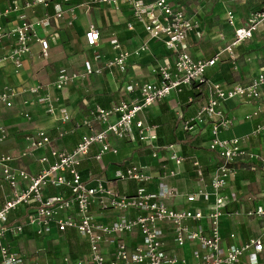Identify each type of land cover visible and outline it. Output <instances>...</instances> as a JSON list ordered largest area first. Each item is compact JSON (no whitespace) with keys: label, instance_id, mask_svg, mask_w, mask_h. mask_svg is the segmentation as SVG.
<instances>
[{"label":"built area","instance_id":"1","mask_svg":"<svg viewBox=\"0 0 264 264\" xmlns=\"http://www.w3.org/2000/svg\"><path fill=\"white\" fill-rule=\"evenodd\" d=\"M120 3L130 6L134 20L145 27L149 37L164 41L175 63L172 67H158L159 82L140 86L141 97L138 101L120 102L112 108L97 106L92 109L91 117L83 120L87 131L71 150L56 149L52 146L53 139L49 131L38 130L23 136L28 148L23 149L18 157L0 155V174L10 196L0 209V264H260V256L264 254V203L255 196H248L247 201L254 204V208L244 212L247 217L262 220L260 237L224 246L221 219L239 214L225 211L230 203L225 190L237 173V165L247 161L260 163L264 172V158L246 149L241 139L227 140L222 137V133L233 125V118L225 113L223 104L234 99L244 103L261 101L264 72L245 85L211 81L208 72L227 53L231 64L237 66L234 49L251 41L254 33L264 26V0L259 9L249 11L243 26L237 25L233 11L227 13V22L233 28L234 36L210 60L192 56L188 35L194 30V21L181 8H175L171 0H89L81 6L89 11L95 4L119 6ZM28 5L45 7L48 0H36ZM77 8L70 7L66 11L72 19H75ZM12 10L0 9V45L11 42V48L0 55V64L9 63L19 70L31 51L32 40L35 39L41 45L43 57L49 55L48 40L40 39L36 30L50 25L52 17L45 15L34 21L22 19L19 26L8 29L2 19ZM64 14L65 11L59 8L55 17L61 18ZM129 27L133 29L134 26L130 24ZM85 39L89 46L94 47L100 41V33L96 28H91L86 32ZM113 45L120 49L118 41H113ZM147 48V45L142 46L133 54L139 55ZM130 55L120 51L118 56L107 62L106 67H118L124 72ZM84 69V72L79 73L63 69L54 87L62 91L80 78L102 73L101 68L93 69L90 61L85 62ZM181 87L207 91V104L183 127L194 137L209 129L211 139L207 149L221 159L210 183L200 184L197 192L185 196V201L193 206L182 209L171 206L167 199L178 196L174 188L162 177L157 190L148 189L153 176L146 167L134 163L118 168L113 178L114 181H135L143 185L133 194L120 192L117 187L101 179L90 182L84 178L81 166L93 147L96 148L94 158L98 162L107 153L118 154V149L112 148L109 143L110 135L124 141L138 139L145 149L150 150V158H159L156 127L145 124L138 116ZM45 92L43 85H30L20 90L5 86L0 88V105L13 108L14 97L33 94L35 100H25L24 105L31 106L39 102L48 105L54 113L50 95ZM114 117L116 120L112 123ZM26 118H30L29 113ZM69 120L70 114L65 112L61 121ZM97 124L103 129L97 131ZM8 137V127L0 124V145ZM38 150L48 151L47 155L39 159L44 168L38 173L32 174L12 166L18 158L32 157ZM172 160L176 167H180L185 158L173 154ZM193 167L198 171L200 182H204L200 162H194ZM177 175V169L169 171V176ZM19 209L24 211L23 219L18 220L12 228L9 226L10 216ZM27 227L43 238L50 237L54 231L66 233L73 230L86 240L88 251L81 257L68 254L60 260L47 263L32 261L14 250L6 239L9 232L19 235ZM231 238H238V234L233 233Z\"/></svg>","mask_w":264,"mask_h":264},{"label":"crops","instance_id":"2","mask_svg":"<svg viewBox=\"0 0 264 264\" xmlns=\"http://www.w3.org/2000/svg\"><path fill=\"white\" fill-rule=\"evenodd\" d=\"M36 0H0V9L5 11L13 8L4 16L3 25L8 29L19 26L22 19L34 21L45 15L52 17L50 25L38 28L36 34L40 39L49 42V55L42 56L39 42L32 40L31 51L24 59L22 67L17 70L12 64H0V88L9 86L20 90L30 85L45 86V93L50 95L51 106L35 102L31 106L24 105L25 100H35L33 94H21L14 97L13 108L0 105V124L8 127L9 137L0 145V155L18 157L28 145L23 136L38 130L49 131L53 143L58 150H71L87 131L83 120L90 118V111L97 106L112 108L120 102L138 101L141 97L140 86L146 83H158L160 80L158 67H172L175 59L167 49L164 41L152 39L142 24L137 23L129 5L120 3L119 6L95 4L86 11L81 4L89 0H48V5L29 6ZM175 8H181L186 16L194 21V30L189 33V51L193 57L210 60L230 42L234 36L233 28L227 22V13L233 11L237 25L243 26L251 9H259L263 0H171ZM75 19L66 12L70 7H77ZM59 8L65 11L61 18L55 15ZM133 24V29L129 26ZM91 28L100 33V41L91 47L85 39V34ZM264 31L260 27L251 41L234 49L237 56V66L230 62V56L223 54L221 61L208 72L211 81L223 84H249L251 80L264 72V53L260 50L258 40ZM118 41L120 49H116L113 41ZM147 45V50L139 55L133 54L137 49ZM11 48V42L0 45V55ZM122 51L131 54L123 72L118 67L107 68L106 64ZM263 53V54H262ZM262 58V60H261ZM86 61H90L93 69L101 68L102 73H94L69 84L62 91L54 87L63 69L71 72H84ZM207 91L192 87H181L171 96L156 102L140 113L138 119L145 124L156 127L159 158H150V150L145 149L140 141L119 140L109 136L112 148L118 149V154L107 153L101 161H96V148L93 147L89 157L81 166L84 178L90 182L99 179L117 187V190L133 194L141 184L132 181H114L118 168H124L128 163L147 168L153 176L147 187L157 190L158 183L164 177L178 196L168 198V203L177 208H188L185 196L200 189V184H209L214 172L219 168L221 159L207 149L210 142V130L196 137L184 131V123L193 120L198 112L207 104ZM33 101V100H32ZM225 113L233 118V125L222 133L224 139H241L246 149L264 158V87L262 99L259 102H242L229 100L223 104ZM65 112L70 114V120L62 122ZM30 118H26V114ZM114 117L111 122L114 123ZM103 129L97 124L96 130ZM47 150H38L32 157L17 159L12 166L24 169L30 173H38L44 166L39 159L47 155ZM183 156L185 161L176 167L172 155ZM200 162L204 182H200L198 171L193 167L194 162ZM177 169V176H169V171ZM264 172L260 163H239L237 173L231 180V185L225 190L230 203L225 208L228 213L239 212L232 217L221 219V233L224 246H232L260 237L262 220L247 217L244 212L254 208L247 201L248 196H255L264 203L262 191L264 187ZM54 192V191H52ZM8 187L3 184L0 174V209L10 196ZM24 211L19 209L9 219V226L15 227L22 220ZM238 238H231L233 233ZM7 241L14 250L25 255L32 261L40 263L60 260L71 254L81 257L88 251L85 239L79 237L73 230L66 233L53 232L50 237H38L34 230L27 227L22 234L8 233ZM22 248V249H21Z\"/></svg>","mask_w":264,"mask_h":264},{"label":"rangeland","instance_id":"3","mask_svg":"<svg viewBox=\"0 0 264 264\" xmlns=\"http://www.w3.org/2000/svg\"><path fill=\"white\" fill-rule=\"evenodd\" d=\"M261 34L262 35H260V39L258 40V42H259V44L261 43L260 50H263V53H264V31H262ZM261 60H262V58H261ZM262 66H264V65H262ZM260 264H264V254L262 256H260Z\"/></svg>","mask_w":264,"mask_h":264}]
</instances>
